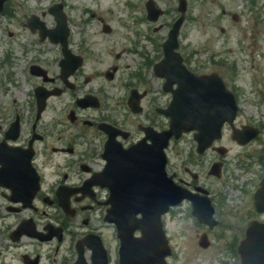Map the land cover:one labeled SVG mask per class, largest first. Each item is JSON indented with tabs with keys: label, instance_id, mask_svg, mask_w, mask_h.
<instances>
[{
	"label": "rangeland",
	"instance_id": "rangeland-1",
	"mask_svg": "<svg viewBox=\"0 0 264 264\" xmlns=\"http://www.w3.org/2000/svg\"><path fill=\"white\" fill-rule=\"evenodd\" d=\"M62 1L65 3L64 11L70 28L71 51L81 56L96 58L94 61L86 60L85 71L93 68L105 70L112 65H117L123 70L124 75L117 83L103 82V86L113 94L115 99L112 104L116 105V101L119 103V120L141 122L142 118L134 119L127 112L123 99L126 89L122 83L128 79V73L136 72L137 68H140L139 64L143 61L141 56H147L153 62L162 56L161 44L165 41L172 23L179 17L177 0H154L164 11V15L156 24L145 20L144 4L147 0ZM58 2L59 0H12L10 11L0 16V112L7 108L14 113L16 108L25 110L29 107L31 79L26 68L35 57L61 56L58 46L47 42L40 43L36 34L22 26L25 16L33 13L38 15L47 27H53L55 23L47 9L52 3ZM186 2L185 20L179 33L180 54L186 60L203 62L205 64L203 68L220 75L226 86L236 93L240 109L258 119L264 126V0H186ZM92 12L96 17H102L111 27L110 33H104L101 25L90 19ZM233 16H236V20ZM117 55L121 58L116 59ZM10 56L22 58L13 60ZM145 80L150 96L143 102L144 117L165 95L162 92V81L151 71H145ZM165 101L168 102L169 97H166ZM263 144L264 134L258 145ZM225 146L229 150L224 160L228 165L220 179L203 178L209 168L204 162L203 173L200 174V178L209 186L221 226L211 233L208 232L191 216L189 203L170 209L162 217L163 228L171 249V255L167 258L168 264H226L227 252L224 249L226 240L230 236L242 235L245 226L255 218L252 197L264 173L261 172L262 167L255 161L256 155L241 153L240 148L231 141L226 142ZM257 150L261 153L262 147L253 152ZM194 153L195 145L191 139L171 141L166 150L167 173L169 175L175 173L178 178V164L184 162L187 168L193 165ZM62 158L58 156L55 160L61 162ZM214 158L216 156L209 154L204 160L210 161ZM235 158L242 165L238 163L235 166ZM188 169L194 172L193 168ZM70 174L77 179L74 171H70ZM42 190L47 192V187L44 186ZM37 206L51 212L43 204ZM55 216L56 219L63 220L59 212H56ZM100 218L101 211L100 217L92 219L94 228L83 226L81 219H78L74 225L78 230L72 232L69 243L70 245L73 243L74 234L80 235L95 230L107 247L110 264H118L119 243L115 229ZM13 224L14 218L4 220V224L0 220V230L3 229V225L11 227ZM205 231L209 235L210 244L206 249H202L198 245V240ZM25 244H29L26 245L27 249L32 248L31 242L26 240ZM25 250L23 246L18 251L8 250L5 252L6 259L15 257ZM36 250L43 255L42 264H52L53 244L39 246ZM67 250L62 247L57 259L59 260ZM14 260L18 264V259Z\"/></svg>",
	"mask_w": 264,
	"mask_h": 264
},
{
	"label": "flooded vegetation",
	"instance_id": "flooded-vegetation-1",
	"mask_svg": "<svg viewBox=\"0 0 264 264\" xmlns=\"http://www.w3.org/2000/svg\"><path fill=\"white\" fill-rule=\"evenodd\" d=\"M10 3L11 0H6L0 16L10 11ZM61 3L65 7L64 2L61 1ZM27 19L28 16L25 17L22 26H25ZM90 19L94 20L97 25H101L102 31L104 25H107L102 17H96L93 12ZM68 43L70 46L69 39ZM141 57L143 61L139 64L140 68H137L136 72L128 73L125 83L121 82L126 89L123 99L127 112L134 119L142 118L139 123L119 120V103L116 101V105L112 104L115 98L103 86V82L117 83L118 79L124 75L123 70L117 65H112L105 70L93 68L85 71L86 60L94 61L96 58L93 56H37L28 64L26 69L31 79L29 107L25 110L16 108L14 113L7 108L4 112H0V162L8 164L10 169L16 172L19 179L16 186L31 189L37 176L40 190L34 197L33 209H20L21 204L13 203L8 197V192L4 190L7 187L0 186V220L4 224V220L14 218V224L11 227L3 225V229L0 230V264H16L14 258L18 259V264H34V261L36 264H42L43 255L36 249L47 244L54 245L52 264H74L78 251L81 249L79 241L86 236L89 237L90 244H99L101 241L107 250L102 237L95 230L86 231L80 235L74 234L72 246L69 239L72 232L78 230L74 227L78 219H81L83 226L94 228L92 219L100 217L101 211L100 220L103 221L108 208L104 205L108 198L107 190L101 189L99 185H89V181H93L92 177L99 174L104 167L102 155L107 135L102 130V124L122 131L118 140L124 147H129L139 141L144 135L145 127H153L158 132L166 129L167 118L158 110L168 106L171 95L166 96L167 94L164 93L158 105L151 108L150 113L145 117L143 107V102L150 96L149 88L146 86L145 71L149 70L154 75L153 65L160 61L162 56L158 57L152 65L147 56ZM115 58L120 59L121 56L117 55ZM184 64L190 71L202 74L200 71L203 70L199 68L201 63L184 59ZM160 80L163 85L164 81ZM132 91H134L133 94H131ZM166 97H169L168 102L165 101ZM137 98H140L142 110L140 114L134 115L130 112L128 104L136 103ZM244 114L247 115L244 110L238 109L233 126L225 123L221 140L215 142L202 155L194 154L193 165L188 167L193 168L194 172L189 171L184 166V162L178 164L177 179L180 186L193 194L206 190L212 196L208 184L202 180L210 176L200 178L204 169L203 162L207 167L209 164L217 163L219 172L222 174L228 165L224 160L229 153L225 143L229 141L240 148L241 153L256 155L254 159L262 167L261 172H264V144L258 145L264 134V126L259 123L258 119L249 115L244 116ZM247 127L256 129L258 133L256 138L246 144L233 139L234 129L242 131ZM249 131L251 134V130ZM193 135L194 133L186 134L183 138L191 139ZM123 136H126L125 139ZM241 138L246 140L248 135L244 134ZM261 147V153L260 150L253 152ZM217 151L223 152L225 156H218L211 161L204 160L209 154L217 155ZM58 156L63 157L61 162L55 160ZM180 166L183 167L182 170ZM70 171H74L77 179L71 176ZM263 178L264 173L255 191ZM44 186L47 187V192L42 190ZM210 198L213 200V197ZM60 202H68L69 208L62 209ZM38 204L45 205L51 212L38 207ZM252 205L255 218L245 226L242 235L230 236L226 240L224 247L227 252L226 264H231V262L244 264V255L239 252L238 248L240 243L246 239V228L252 221L264 223V213L256 212L253 197ZM56 212L62 215V221L56 219ZM27 220H29V226L39 231L41 238L48 241L40 242L20 234L17 227ZM219 227L220 225L212 231ZM26 240L31 242L32 248L27 249L26 245L29 244H25ZM22 246L25 247V251L6 259V251H18ZM62 247L68 250L58 260L57 256ZM84 255L86 261H89L90 251L86 247H84ZM260 255L264 257V254Z\"/></svg>",
	"mask_w": 264,
	"mask_h": 264
},
{
	"label": "water",
	"instance_id": "water-1",
	"mask_svg": "<svg viewBox=\"0 0 264 264\" xmlns=\"http://www.w3.org/2000/svg\"><path fill=\"white\" fill-rule=\"evenodd\" d=\"M5 0H0V11ZM147 19L151 22L158 20L162 11L155 7L152 0L146 3ZM178 11L181 16L173 24L163 43L164 59L155 65V73L166 78L165 89L171 91L173 98L163 114L169 117V129L156 134L152 129H146V138L128 149H122L115 141L116 133L109 134L104 158L106 167L100 185L108 188L110 204L106 221L114 223L120 240L119 264H166L165 257L170 255L161 217L170 207L178 205L183 199L192 201L193 215L200 222L210 227L216 224L213 218L214 209L208 198L195 200L187 191L181 189L165 171L167 163L164 149L169 140L178 139L182 132L197 130L195 140L201 153L214 139L220 137V131L225 121L232 123L236 114V103L231 93L226 91L222 81L216 74L210 76H195L182 65V57L176 52L178 33L184 21L186 1L179 0ZM54 15L56 27L46 30L42 23L34 17L29 21L32 31L39 30L41 41L48 37L53 43L60 42L64 56H73L66 47L68 28L66 18L60 11V6L49 9ZM107 32L108 28L104 27ZM173 84L177 89L172 90ZM234 137L236 138L237 135ZM151 140V144L146 143ZM16 181L14 173L8 164L0 167V185ZM12 195L23 197L27 202L23 208L31 207L34 193L38 187H10ZM258 211H264V179L261 187L254 195ZM140 215V218L137 216ZM21 226V225H20ZM19 226V228H20ZM18 228V229H19ZM27 235L37 237L31 230H23ZM139 232L140 236L135 235ZM246 240L240 247L244 255V264H264V225L253 222L246 231ZM200 244L208 245L206 235L202 236ZM93 249V264H107L106 253L101 246ZM76 264H85L82 251H79ZM36 264V261H34Z\"/></svg>",
	"mask_w": 264,
	"mask_h": 264
}]
</instances>
